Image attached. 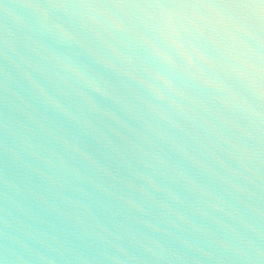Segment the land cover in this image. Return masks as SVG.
<instances>
[{"label":"water","instance_id":"95a60500","mask_svg":"<svg viewBox=\"0 0 264 264\" xmlns=\"http://www.w3.org/2000/svg\"><path fill=\"white\" fill-rule=\"evenodd\" d=\"M0 264H264V2L0 0Z\"/></svg>","mask_w":264,"mask_h":264},{"label":"snow or ice","instance_id":"6c2138e0","mask_svg":"<svg viewBox=\"0 0 264 264\" xmlns=\"http://www.w3.org/2000/svg\"><path fill=\"white\" fill-rule=\"evenodd\" d=\"M262 2H264V0H262Z\"/></svg>","mask_w":264,"mask_h":264}]
</instances>
